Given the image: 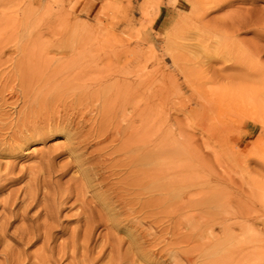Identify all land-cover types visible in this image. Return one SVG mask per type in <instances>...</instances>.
Returning a JSON list of instances; mask_svg holds the SVG:
<instances>
[{"label":"rangeland","instance_id":"374dc122","mask_svg":"<svg viewBox=\"0 0 264 264\" xmlns=\"http://www.w3.org/2000/svg\"><path fill=\"white\" fill-rule=\"evenodd\" d=\"M219 2L220 6L214 5L212 0H0V43L7 45L3 47L2 59L14 60L25 53L37 74L44 78L54 74L60 80L67 74L63 63L68 62L70 56L60 32L72 27L85 31L89 45L87 58L92 61L89 90L96 88L92 79L98 74L94 68L96 63L103 66L112 60L128 62L129 72L135 73L134 81L141 83L140 91L144 89L151 96L156 131L151 134L152 141L156 142L157 136L168 130L174 135L169 136V142L193 140L199 144L208 164L203 166V171L223 174L224 181L212 183L239 192L243 204L254 205L259 218L249 225L264 239V157L260 156L264 153V0ZM11 59L6 60L3 68L12 67ZM54 66L60 67L58 71ZM8 98L0 100V138L7 134L5 125L14 119L15 109L21 104V101L12 103L14 96ZM92 101L95 102L81 108L85 119L81 127L83 133L92 128L93 121L95 127L100 123L97 121L101 119H97L100 117L98 101ZM121 123L124 125L126 121ZM203 124L210 131L204 130ZM116 134L106 139H88L87 149L83 151L109 154L118 145V141L112 139ZM118 134L116 136L121 137ZM52 141H33L34 145L29 143L26 150L27 145H23L15 154H0V172L6 171L5 163H10L14 173H26L22 179L9 182L0 190V202L10 192L20 193L27 183L30 167L38 164L36 151L24 153L23 150L44 149ZM251 147L249 156L239 164L234 153L245 154ZM66 158L63 154L57 160ZM70 171L61 178L53 177V182L43 187L50 196L58 189L66 190L67 186L71 190L67 202L61 204L52 217L38 212L43 204L42 192L38 197L40 205L29 206L24 217L12 216L14 220L7 227L9 234L0 240V264L4 261L3 249L10 258L9 264H152L140 255L128 231L136 235L150 259L160 264H190L187 255L195 256L199 252L197 241L185 240L188 229L184 219L168 220L161 208H156L151 217L135 213L137 215L114 227L101 208L96 207L98 220L94 232L88 240L84 239L81 222L76 221L79 208L74 194L76 182L70 178L76 172ZM112 176H109L111 181L118 179ZM92 192L90 187H85L82 197L94 200ZM44 221L50 223L53 230L47 238L39 234L21 240L13 232ZM238 229L236 226L234 232L238 233ZM84 240L87 248L81 246Z\"/></svg>","mask_w":264,"mask_h":264},{"label":"bare ground","instance_id":"6f19581e","mask_svg":"<svg viewBox=\"0 0 264 264\" xmlns=\"http://www.w3.org/2000/svg\"><path fill=\"white\" fill-rule=\"evenodd\" d=\"M221 1L229 2L230 0ZM212 3L217 6L222 4L219 0H212ZM72 28L60 32L63 37V46L70 53L68 62L63 63L67 74L62 75L60 80H57L54 74L50 76L51 78H44L40 73L37 74L33 69L34 66L27 59L29 56L26 58L25 53L17 59L10 58L11 68H3V64L8 62L6 60L10 59H2L3 47L7 45L5 46L6 42L0 43V100L14 96L12 103L21 101L20 107L17 106L18 109H15L14 119H10L11 121L5 125L7 134L0 138V154L11 155V152L15 154V150L23 148V145H27L26 150L29 143L34 145L33 141L47 143V139L53 140L52 143L44 146V149L32 147L28 151L23 150L24 153L36 151L34 154L39 157L36 162L38 164L30 167L27 183L20 193L11 194L10 192L1 200L0 240L9 234L7 227L14 220L12 216H26L28 207L40 205L41 200L43 204L38 212L52 217L59 206L67 202L66 198H69L71 190L69 191L67 186L65 187L67 191L58 189L50 196L43 187L51 184L53 177L61 178L71 170L70 172H76L71 174L70 178L76 182L74 194L79 200L78 206L76 205L79 207L76 221L81 222L84 239L89 238L94 232L95 221L98 220L94 212L96 207L101 208L114 227L131 219L129 217L135 213H140L143 217H151L155 214L156 208H161L168 220H172L173 217L184 219L188 229L185 240L198 242L199 252L195 256L187 255L186 257L190 264H261L264 261V239L249 225L252 220L259 218L256 215L259 213H255L254 205L243 204L242 194L228 191L227 188L215 184L216 181H224L226 177L224 178L223 174L203 171L205 168L203 166L206 165L204 154L199 144L197 145L193 140L169 142L167 139L173 134L168 130L165 132L161 130L160 135L157 136L158 140L152 141L151 134L153 135V132L155 134L156 131L151 96L144 89L140 91L141 83L134 81L135 73L129 72L128 62L119 63L112 60L103 66H98L96 63L94 68L98 70V74L92 78L96 88L95 91H90L89 70L92 67V61L90 62L87 58L88 36L85 31ZM84 28L85 26L82 29ZM20 50L22 52V46ZM55 68L54 66L53 69ZM58 68L60 67L56 68L57 71ZM125 74L130 77L124 76ZM130 78L131 81H126ZM92 100L98 101L100 117L97 119H101L97 121L100 123L95 127L93 123L95 121L92 119V128L83 133L81 127L85 119L81 108L85 109L84 106L95 102ZM124 120L126 123L123 125L121 121ZM1 127L3 128L4 125ZM203 129L210 131L209 127H203ZM211 131L213 133V130ZM113 133L124 136L122 139L119 134V137L116 136L117 134L113 135L112 139L117 140L118 145H115V149L109 154L99 152L92 154V151H83L87 149L88 139H106ZM220 145L223 146V144ZM232 147L234 148L233 145ZM252 150L251 147L245 154L235 152L231 155L241 164L240 162L247 155L249 156ZM115 151L116 154L112 155ZM225 151L224 153L227 154V150ZM63 154L68 158L58 161L57 157ZM117 155L121 156L117 157ZM260 156L264 157V153L261 152ZM9 164L5 163L6 171L0 172V190L7 183L22 179L26 174L19 171L14 173L13 167ZM207 169L209 170V167ZM112 175L118 179L111 181L109 176ZM212 181L215 183L213 184ZM85 187L93 190L91 196L94 200L87 201L82 197ZM40 192H42L41 200H38ZM142 196H144L143 201ZM101 211L99 210V214L103 217ZM46 221L35 225L33 223L13 232L21 240H29L32 236L39 234L47 238L53 230L51 224ZM236 226L239 228L238 233L234 232ZM127 234L143 258L152 264H160L150 259L149 254L144 250L145 247L143 249L132 231H128ZM86 243L84 240L81 246L87 248ZM4 251L6 250L2 251L4 259L2 264H9L10 258Z\"/></svg>","mask_w":264,"mask_h":264}]
</instances>
